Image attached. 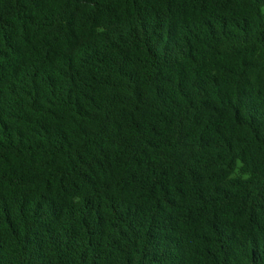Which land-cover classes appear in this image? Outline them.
Instances as JSON below:
<instances>
[{
  "label": "trees",
  "instance_id": "16d2710c",
  "mask_svg": "<svg viewBox=\"0 0 264 264\" xmlns=\"http://www.w3.org/2000/svg\"><path fill=\"white\" fill-rule=\"evenodd\" d=\"M0 264H264V0H0Z\"/></svg>",
  "mask_w": 264,
  "mask_h": 264
}]
</instances>
